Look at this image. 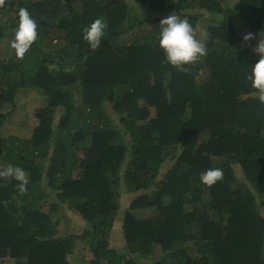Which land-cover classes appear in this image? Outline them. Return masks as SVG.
Returning <instances> with one entry per match:
<instances>
[{
	"label": "trees",
	"instance_id": "trees-1",
	"mask_svg": "<svg viewBox=\"0 0 264 264\" xmlns=\"http://www.w3.org/2000/svg\"><path fill=\"white\" fill-rule=\"evenodd\" d=\"M132 1L0 4V43L10 47L20 8L38 26L23 58L11 47L0 58V170L29 177L24 192L0 178V259L69 264L79 240L87 264H134L108 246L125 191L135 194L121 226L128 253L154 264H264V93L249 79L260 54L243 39L262 32L264 0H134L151 16ZM171 14L194 31L208 23L207 54L187 70L157 42ZM98 17L107 28L91 50L83 30ZM20 90L41 99L17 108ZM22 114L34 124L28 139L9 131ZM209 168L223 170L211 186L200 179ZM67 210L82 216L81 234L58 236Z\"/></svg>",
	"mask_w": 264,
	"mask_h": 264
},
{
	"label": "clouds",
	"instance_id": "clouds-1",
	"mask_svg": "<svg viewBox=\"0 0 264 264\" xmlns=\"http://www.w3.org/2000/svg\"><path fill=\"white\" fill-rule=\"evenodd\" d=\"M2 3L3 0H0V4ZM106 28V21L98 17L83 30V39L88 43L91 50H96L100 47ZM37 37L38 26L36 20L26 8H20L14 38L10 42V47L14 49L16 57L23 58L33 42L37 40ZM206 38V34H204L200 39H197L189 21L178 15L171 14L159 22L158 45L163 50L166 61L178 70H187L186 65L199 61L201 57L207 54L204 43ZM251 38V33L243 37L245 41ZM256 51L260 54V59L251 67L249 79L255 89L264 93V41L257 45ZM260 99L264 101V95H261ZM0 178L15 179L19 182L17 184L19 191L24 192L27 190L26 186L29 177L26 171L19 166L9 164L3 170H0ZM222 178L223 170L220 168H209L200 176L201 182L208 186L213 185ZM133 197L134 194L132 195ZM75 214L80 218L82 223L81 231L83 232L87 225L81 215ZM122 222L123 213H117L109 231H113L115 226L119 224L122 237Z\"/></svg>",
	"mask_w": 264,
	"mask_h": 264
},
{
	"label": "rangeland",
	"instance_id": "rangeland-1",
	"mask_svg": "<svg viewBox=\"0 0 264 264\" xmlns=\"http://www.w3.org/2000/svg\"><path fill=\"white\" fill-rule=\"evenodd\" d=\"M235 0H226V6L231 7L232 4H234ZM135 8L140 13H146L148 16H151L152 13L149 9H147V5L143 6L139 4L136 1H132ZM156 13V12H154ZM156 15V14H153ZM206 22L204 20H198L197 25L195 27L194 35L197 39H200L205 34V29L207 28ZM241 34V31H239ZM264 41V27L262 28V32L260 31L259 34L255 37V41L253 44V40L249 39L246 42L251 43L252 45L249 47L252 52L258 53L256 51L257 45ZM11 48L7 47L5 43H0V58L2 57H9L11 54ZM259 54V53H258ZM41 99V96L38 92L34 90H20L16 97V104L17 108H21L27 101L31 100L34 102H37ZM108 107H105V111L108 114H112V111L108 110ZM115 120V119H114ZM116 124V122H115ZM34 124L29 120L27 117H25L23 114L21 116H18L16 118V121L13 125L10 126L9 131L11 136H16L18 138L22 139H28L31 135V130L33 128ZM164 170L162 169V172ZM239 171V170H238ZM237 176L240 178L241 174H237ZM133 193H126L125 191H122L121 195V208L119 209L118 213L121 214L124 212V208L129 204L130 199L132 198ZM135 195V194H134ZM258 202L263 201L264 202V196L256 195ZM53 198V196H52ZM64 207V206H63ZM264 211V209H262ZM60 224L57 228L58 236H70V235H78L81 234L82 231V223L80 221V218L75 214V212L66 211L63 214H60ZM108 246L111 248H115L117 253L120 255H124L127 260L132 259L134 264H154L155 262L151 261L150 259L141 258L136 254H130L128 253V250H126L125 242L123 237H121L120 233V225L117 224L113 231H109V243ZM84 259L85 264H87L88 260L90 261L93 259L91 251L89 250L88 246H86L82 241H76L72 254L67 256V259L69 261V264H80V260ZM7 258L0 259V264H6ZM158 260V259H157ZM83 264V263H82Z\"/></svg>",
	"mask_w": 264,
	"mask_h": 264
}]
</instances>
